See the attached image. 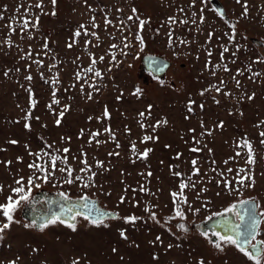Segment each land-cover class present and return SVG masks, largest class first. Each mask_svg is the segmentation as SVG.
Listing matches in <instances>:
<instances>
[{
	"label": "rangeland",
	"instance_id": "1",
	"mask_svg": "<svg viewBox=\"0 0 264 264\" xmlns=\"http://www.w3.org/2000/svg\"><path fill=\"white\" fill-rule=\"evenodd\" d=\"M210 1L56 0L53 5L51 0H0V203L11 194L10 186H17L16 179L26 182L32 174L28 165L35 156L29 153L66 156L67 165L58 161L57 166L71 167L72 178H82L66 184L67 174L56 171L48 183L37 181L41 186L32 189L31 202L14 214L18 223L2 234L0 264H198L200 259L253 264L234 246L216 250L200 235L199 225L240 200H255L257 212L264 213V0H246L247 15L245 0H219L224 18ZM137 17L147 21L143 31ZM138 32L143 46L135 39ZM144 54L167 58L169 69L157 78L142 70ZM92 58L101 77L86 71ZM136 88L139 96L133 95ZM158 121L167 123L153 128ZM146 135L157 139L142 143ZM244 140L252 146L254 164L246 163ZM145 149L152 150L147 158L140 155ZM84 161L87 169L81 171ZM249 172L254 187H241L238 179ZM189 177L194 187L184 189L188 204L181 205L186 219L169 220L171 193ZM225 180L237 191L225 188ZM61 192L74 200L94 198L119 217L141 219L126 224L110 217L107 227H95L77 217L75 232L60 224L43 232L24 227L33 222L31 213L46 208L43 197L62 200ZM146 207L159 223L149 219ZM259 219L257 239H264V216Z\"/></svg>",
	"mask_w": 264,
	"mask_h": 264
},
{
	"label": "snow or ice",
	"instance_id": "2",
	"mask_svg": "<svg viewBox=\"0 0 264 264\" xmlns=\"http://www.w3.org/2000/svg\"><path fill=\"white\" fill-rule=\"evenodd\" d=\"M52 4H56V0H51ZM196 0H192V3L195 4ZM238 4L241 3V0H236ZM35 7L40 8L41 2H38ZM242 7L244 8V15H247V4L246 0L242 4ZM133 13L136 12V9H132ZM195 15V14H194ZM0 19H3L2 16H0ZM133 17L129 16L128 20H132ZM139 20V31H143L144 27L147 23L145 20H140L139 17H137ZM171 23H175L174 18H169ZM203 19V18H202ZM38 20V18H37ZM107 24H110L111 21L107 20L105 21ZM184 23H187V21H183ZM123 23V21L121 22ZM29 25V22L27 20H23V28L27 29ZM35 24H33V27ZM93 27H97L95 23L92 25ZM11 28V25H9ZM83 28V26H81ZM87 35L88 33L85 32ZM76 37H79L81 35L80 31H77L74 34ZM91 35L95 36V33H91ZM127 39L126 37L124 38ZM135 39L139 40L141 45L143 46V39L139 35V32L136 34ZM130 45L128 43H124V48H128ZM47 47V45H45ZM69 48L72 47V44L68 45ZM112 48L117 47L116 45H112ZM228 49L225 48L224 51H227ZM124 55H127V53H123ZM209 55L211 53L209 52ZM103 57H100V60L103 61ZM112 59L115 60V54H112ZM37 64H39V61H36ZM97 63L95 58H92L91 65L88 67L86 71L88 72H94L95 77H101V72L95 70V64ZM55 67V65H53ZM217 68H220V65L216 66ZM155 70L160 71V65H155ZM224 71H228L227 67H223ZM215 72H213V75ZM7 75V73H5ZM257 75H259L257 73ZM27 80H31V76L25 77ZM77 79H80V75L77 74ZM223 83V81H221ZM239 81H237V86H239ZM94 90H98L95 88V85H89ZM215 87V86H213ZM83 90V89H82ZM216 91H220L219 88H215ZM141 93V89L136 88L133 95L139 96ZM203 95V93H201ZM89 99L91 98V93H89ZM120 97H117L119 99ZM249 99H252V97H248ZM54 103H58V101H54ZM194 103V102H192ZM218 103V101H217ZM34 106V105H33ZM203 107V105H201ZM151 109V105L149 106V110ZM67 110V108H65ZM192 109L189 108V111ZM60 117L63 118L64 112H61ZM105 117L109 116V113L107 109H105V112L103 113ZM141 117L145 116V113L141 112L139 114ZM31 118V114H27L25 116V120H29ZM38 119V118H37ZM61 123V119L56 120V124L59 126ZM167 121H158L157 125H154L153 128L160 126L161 124H166ZM222 127L223 125H219ZM24 127L26 129H30V124L25 123ZM141 127H144L143 124H141ZM106 131H110L109 129H105ZM99 133L93 134L98 135ZM260 136L264 137V132L260 133ZM157 139L153 136H145L142 143L151 141ZM12 144H17L18 141L11 140L9 141ZM198 143V142H197ZM261 143H264V141H261ZM119 146V145H118ZM239 146V145H238ZM49 147H51L49 145ZM133 150H135V144L132 145ZM243 147L248 149V159L246 163L249 165L255 163L254 159V152L252 149V146L249 141L244 140ZM59 151V150H58ZM64 153H68L69 149L65 148L62 150ZM151 149H145L143 153L140 155L143 158H147L149 152H151ZM191 151H199L197 148L191 149ZM30 155L35 156V160L28 165V168L32 170V174L27 177V180L25 182L24 177H20L19 179L15 180L16 187H11V194L8 195L5 198V203H0V218L3 219V222H0V239H3L2 234L9 230L11 225L13 223H18L14 219V214L17 211L21 205L29 204L31 202V194L32 189L39 188L41 186L40 183H37V181H42L43 183H48L49 180L55 175L56 171H59L61 173H66L67 178L63 181L66 184H72L74 180L78 181L82 178L80 176H76L74 179L72 178L73 169L71 167H58V161L64 165H67V157L66 156H60V155H54L48 152H42V153H29ZM115 154L118 155V153H110V155ZM237 155H240L238 152ZM47 157V159H45ZM179 158V154L177 156ZM17 159H20L19 157ZM11 161L6 162V164H10ZM85 164V168H82L81 171H85L87 169V163L86 161L83 162ZM194 173H199V169L196 168L197 161L193 160L192 162ZM227 163V161H225ZM102 167V165H99ZM229 172L232 171V169H228ZM243 169L238 170V175L240 172H243ZM151 173H149L150 175ZM175 176H180L181 173L175 172L173 173ZM249 181L248 183H245V181ZM217 183H220L219 181ZM224 187L229 189V191H237V189H234L231 187V184L229 181L225 180ZM241 187H254L255 181L249 172L243 177H240L237 181ZM90 185L85 183L83 187H89ZM187 187H194V184L191 183V177L188 178V182L181 181L179 185V192H172V202H173V215L169 217V220H184L186 219V214L181 207L183 204H188L187 197L184 195V189ZM141 191H144L143 187L140 189ZM4 186L0 185V193H3ZM135 191V190H134ZM206 191V189H204ZM59 195L62 197V200L65 202H68L67 204H62L59 210V213H51L49 216L44 219L43 221L37 223L35 220L32 223L25 224V228H37L39 231L43 232L46 228L50 226H54L57 224L63 225L70 229L71 231L75 232L77 230V224L76 220L77 217H82L83 220L87 221L90 225L95 227H107L108 225L105 223L107 218H110L111 214L106 213L104 211H101L99 208L95 206V204L89 200L87 196L80 197V202H77L76 205H73L70 201V198L68 195L64 192L59 193ZM217 195H220V193H217ZM121 203L125 202V198L121 197L120 200ZM259 208V205L255 202V200H240L238 203H232L230 206L224 209L223 212H217L213 215L224 217L225 214H231L234 219H221L217 221V223L213 226V230L211 234H209L207 231L201 232L200 235L203 236L208 243L214 247L219 252H224L226 246H234L241 254H243L244 257L247 258L248 261H252L253 264H264V239H257L259 236V226L261 224V221L257 219L258 215L264 216V213H258L257 209ZM82 209V211H81ZM189 211H192L193 214H198L200 209H193L191 205H188ZM145 211L149 213V219H151L153 222L159 223L157 220L155 212H152L149 208H145ZM115 219H122L124 223L126 224H135L138 220L141 219V217H137L135 215L126 216V217H119L118 215L111 217ZM207 219L211 220L212 216L207 217ZM176 226L181 230L187 232L188 229L186 226L182 223H177ZM120 236L124 239H127V236L125 235V232L123 230L120 231ZM216 237V240L213 241L212 237ZM161 238L160 236L156 237V240L159 241ZM115 251V249H113ZM74 264H77V262L74 261ZM198 264H205V261L203 259H200L198 261Z\"/></svg>",
	"mask_w": 264,
	"mask_h": 264
},
{
	"label": "water",
	"instance_id": "3",
	"mask_svg": "<svg viewBox=\"0 0 264 264\" xmlns=\"http://www.w3.org/2000/svg\"><path fill=\"white\" fill-rule=\"evenodd\" d=\"M210 5L213 7V9L222 17L224 18L226 16V11L223 9L221 2L219 0H211L210 1ZM141 69L149 72L150 74H152L154 77H161L162 75H164L165 71L167 69H169L170 67V63L168 62V59L165 57H162L160 55H153V54H144L142 59H141ZM159 64L161 70L160 71H156L155 70V65ZM46 205H45V209L44 210H40L38 213L33 214L31 213L29 215V220L32 221H36L37 223L43 221L44 219H46L49 214L51 213H59L60 207L62 204H67L68 202H65L63 200H58V205H55V208H52V204L55 203V198L51 197L50 200L46 199L45 197H43ZM90 201H92L95 206L97 208H99L101 211H104L106 213L111 214L110 217L116 216V214L112 211L109 210H104L102 209V207L98 206V202L97 200H95L94 198H89ZM246 200H252V199H246ZM71 203L73 205H76L77 202H80V199L78 200H74V199H70ZM239 201L235 202L238 203ZM82 211V209H81ZM221 219H234V217L231 216V214H225L224 217H220V216H215L212 215V219H206L205 222L201 223L199 225V229L201 230V232H204L205 230H213V226L217 223V221L221 220ZM257 219H259V215L257 217ZM260 220V219H259Z\"/></svg>",
	"mask_w": 264,
	"mask_h": 264
},
{
	"label": "flooded vegetation",
	"instance_id": "4",
	"mask_svg": "<svg viewBox=\"0 0 264 264\" xmlns=\"http://www.w3.org/2000/svg\"><path fill=\"white\" fill-rule=\"evenodd\" d=\"M58 200H59V199H57V198L55 199L56 203H53V204H52V208H55V205L59 204V203H58Z\"/></svg>",
	"mask_w": 264,
	"mask_h": 264
}]
</instances>
